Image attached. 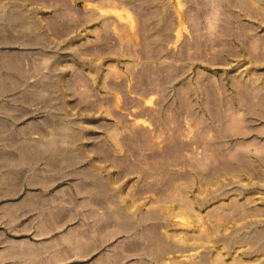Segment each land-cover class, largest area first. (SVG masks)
<instances>
[{
    "label": "rangeland",
    "instance_id": "374dc122",
    "mask_svg": "<svg viewBox=\"0 0 264 264\" xmlns=\"http://www.w3.org/2000/svg\"><path fill=\"white\" fill-rule=\"evenodd\" d=\"M262 99L264 0H0V248L43 211L56 264H264Z\"/></svg>",
    "mask_w": 264,
    "mask_h": 264
},
{
    "label": "crops",
    "instance_id": "0c3cea01",
    "mask_svg": "<svg viewBox=\"0 0 264 264\" xmlns=\"http://www.w3.org/2000/svg\"><path fill=\"white\" fill-rule=\"evenodd\" d=\"M19 146L21 147V152L27 155V144H20ZM4 152L8 153L9 150L5 147V145H0V153ZM8 169V171L0 173V193L6 192L10 187L11 180L18 175L14 170H11V166L9 165ZM27 174L28 173H26V176L28 177L29 174ZM38 196L44 197V193L41 192ZM25 200L26 198H23L17 202H7L1 204V216L6 220H10L12 223H20L22 221V210L27 211V208H29L26 207L28 204L24 202ZM36 220L38 230L35 232V235L30 237H16L12 235L9 238L6 236L4 245L1 247L2 249L0 248V253L4 251L3 253H6L7 257L6 254H4L6 258L2 256V259H0L1 261H6V264H56L59 259L71 249L75 251V249H82V247L86 245L85 242L81 241V239L76 238L74 232L63 235H55L52 238L43 237L46 232L45 228H50L51 220L49 212L42 211L41 215ZM7 248L10 250L7 251ZM13 250H15V252L11 253ZM8 252L12 256H8ZM43 252H45V254H43ZM48 253L50 257L48 256ZM50 254L53 255L51 256ZM54 255L55 258H53Z\"/></svg>",
    "mask_w": 264,
    "mask_h": 264
},
{
    "label": "bare ground",
    "instance_id": "6f19581e",
    "mask_svg": "<svg viewBox=\"0 0 264 264\" xmlns=\"http://www.w3.org/2000/svg\"><path fill=\"white\" fill-rule=\"evenodd\" d=\"M231 2V1H230ZM232 3H233V1H232ZM243 3V2H242ZM245 3V2H244ZM241 5V4H240ZM248 5H250V4H248ZM243 7V6H242ZM202 16V15H201ZM196 17V16H195ZM200 20V19H199ZM184 27V26H183ZM178 28V27H177ZM199 29V28H198ZM180 31V30H179ZM178 34V33H177ZM200 41V40H199ZM215 95H216V92L215 91H213L212 93H211V96H212V99H215ZM243 95H244V93H243ZM261 104H264V99H262L261 101ZM212 105L213 106H215L216 107V105H217V103L215 104V103H213L212 102ZM215 114H216V117L218 118V119H220V120H222V116H221V111L220 110H215ZM187 143V142H186ZM188 143L187 144H184V142H178V141H172L171 143H170V145L166 148V151H165V157H171V156H173V155H178L179 157H178V159H184V155H183V149H185L186 147H188ZM208 145V144H207ZM216 151V153H217V150H215ZM215 151L213 152L214 153V155H215ZM218 152H219V150H218ZM218 155V154H217ZM220 155V154H219ZM208 157L209 156H203V158H202V160L201 159H199V161H201V163H206L207 162V160H208ZM245 160V159H244ZM240 161V160H239ZM224 163V162H223ZM228 163V161H225V165H228L227 164ZM222 164V163H221ZM244 165V164H243ZM223 166V165H222ZM230 167V166H229ZM229 167H227V169L229 168ZM232 167H234V166H232ZM224 169V168H223ZM232 170L233 169H235V168H231ZM220 170V168L219 167H217L216 165H213V166H211L210 167V173H211V175H214L215 173L216 174H219L218 173V171ZM234 171V170H233ZM173 178H169L168 180H166L165 181V185L167 186V187H172L173 186V184H174V182L175 181H173L172 180ZM176 184V183H175ZM174 187V186H173ZM177 192V191H176ZM176 194H178V193H176ZM168 197H169V195H168ZM167 197V198H168ZM182 197V196H181ZM180 197V198H181ZM178 199V198H177ZM172 200V199H171ZM174 200H175V198H174ZM172 202V201H171ZM185 203V202H184ZM187 203V202H186ZM185 203V204H186ZM190 204H186V205H184L183 207L184 208H187L188 206H189ZM177 207V206H176ZM80 239V238H79ZM23 246V245H22ZM13 248V247H12ZM22 248V247H21ZM10 249H8L7 248V251H9ZM19 250V249H18ZM6 251V252H7ZM4 252V251H3ZM2 252V253H3ZM15 252V250H13V251H11V253H14ZM20 252V251H19ZM22 252V251H21ZM0 253L1 255V257H0V259H2V256H4V254H6V253ZM8 254H9V252H8ZM22 254V253H21ZM43 254H45V252H43ZM11 254H9L8 256H10ZM51 255V254H50ZM53 255V254H52ZM51 255V256H52ZM12 256V255H11ZM21 256H23V255H21ZM27 256V255H26ZM48 256H49V253H48ZM5 257V256H4ZM3 257V258H4ZM6 257H7V254H6ZM5 257V258H6ZM50 257V256H49ZM53 258H55V255H54V257ZM52 258V259H53ZM21 260V259H20ZM48 260V259H47ZM24 261V260H23ZM25 262V261H24Z\"/></svg>",
    "mask_w": 264,
    "mask_h": 264
}]
</instances>
